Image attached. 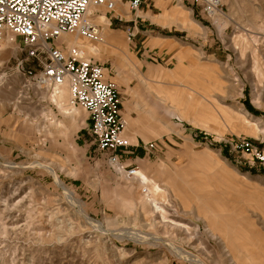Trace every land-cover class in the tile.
I'll use <instances>...</instances> for the list:
<instances>
[{"label":"rangeland","instance_id":"1","mask_svg":"<svg viewBox=\"0 0 264 264\" xmlns=\"http://www.w3.org/2000/svg\"><path fill=\"white\" fill-rule=\"evenodd\" d=\"M185 1L204 25L187 38L194 50L188 79L157 55L152 69L144 64L149 32L182 33L135 22L128 8L121 20L98 10L108 18L92 20L101 42L62 36L78 38L82 49L105 43V32L126 42L134 71L114 66L111 53L74 46L107 69L122 113L128 91L153 107L167 95L212 127L172 113L174 132L133 133L147 145L135 148L154 153L139 160L129 138L120 158L155 181L156 194L151 183L144 191L136 176L112 175L96 158L87 113L71 105L68 91L62 105L50 96L53 87L37 82L38 63L24 62L23 71L16 51L0 52V264H264V166L230 147L246 138L264 149V0H220L215 17L203 13L201 0Z\"/></svg>","mask_w":264,"mask_h":264},{"label":"built area","instance_id":"2","mask_svg":"<svg viewBox=\"0 0 264 264\" xmlns=\"http://www.w3.org/2000/svg\"><path fill=\"white\" fill-rule=\"evenodd\" d=\"M144 1L0 0V52L16 51L18 66L23 71L24 62L38 63L41 71L37 82L42 86L54 88L66 84L71 105L87 113L96 142V158L103 159L110 171L126 178L136 176L137 168H128L120 158L131 146L125 135L127 121L121 109L120 92L113 82L105 79L107 69L102 64L84 58L77 47H68L61 37L76 34L101 42L99 26L85 18L90 7L113 13L123 3L137 12ZM201 1L206 16L220 11V0ZM2 69L4 73L11 70L9 66ZM230 147L264 166V149L250 140L234 138Z\"/></svg>","mask_w":264,"mask_h":264},{"label":"crops","instance_id":"3","mask_svg":"<svg viewBox=\"0 0 264 264\" xmlns=\"http://www.w3.org/2000/svg\"><path fill=\"white\" fill-rule=\"evenodd\" d=\"M189 3L190 2L185 0H145L143 3L144 6L141 10H138L137 12L129 10V12L134 15L133 18L135 19V22L144 18L161 27L163 30L174 27L175 30L182 33L181 36L171 37L157 31L156 33L149 32L150 34L147 35L146 45L144 47V51L146 53L144 64L148 69L153 68L154 63L151 61L153 59L152 56L157 55V58H160L162 61H164L162 63L166 65L172 64V69H174L177 74L182 75L184 79H188L190 77L189 71L192 70L191 62L193 57L192 53L194 50L190 46V43H188L187 38L190 34H193L196 29L199 31H203L204 25L200 21H197L195 19L194 10L192 6L189 5ZM151 5L153 7L159 8V11L154 12L151 8ZM91 8L93 9V11L91 12V16L94 18V20L95 18H97L101 23H105L106 21H108V18L105 16V14H97L96 11L101 8ZM126 8L128 7L125 4L120 3L117 7V10L113 12L114 17L117 20H121L122 13ZM101 16L104 17L103 20L100 19ZM105 37V43L96 44L92 50H88L87 48L83 49L84 54L100 52L111 53L112 56H114L112 62L114 66H120L122 68L129 69L130 71H134L136 69L137 62L134 57L128 52L126 42H124L122 38H118L112 33L105 32ZM64 41L70 44L71 39H64ZM2 67H8V64L2 65ZM65 90L67 91V89ZM128 94H131L132 97L125 102V109L123 112L124 117L127 121L125 135L128 139L131 138L132 140V146L130 147L131 150L134 152L136 151V153H141L139 160L146 159L150 156V154L154 152L149 151V149L147 148L145 150L135 148L136 144L139 143L140 145V142L145 143V140L142 136L134 135L133 133L135 131L141 133V129H144L153 137H157L160 135L168 134L172 131L174 132V126L169 119V116L172 113H177L183 119L197 124L206 130L212 129V127L204 117L200 116L197 113H193L190 109L181 107L179 103H175L173 101L171 102L170 98L167 97V95H164V97L161 98V106L153 107L150 105H146L142 101L138 100L136 98L135 92L128 91ZM240 111V114H237L238 118H242L244 116L243 110ZM133 112L137 115L136 118L131 116ZM132 134L134 135V137ZM142 145L145 146V144L143 143ZM138 173L140 180L142 181V186L146 185L147 183H151L150 188L153 194L162 192L159 188V185L155 181H150L145 172L140 170L138 171ZM113 174L114 173H112V175Z\"/></svg>","mask_w":264,"mask_h":264},{"label":"bare ground","instance_id":"4","mask_svg":"<svg viewBox=\"0 0 264 264\" xmlns=\"http://www.w3.org/2000/svg\"><path fill=\"white\" fill-rule=\"evenodd\" d=\"M93 11V9L90 7L89 9H88V11H87V13L85 14V18L87 19V20H89V21H91V22H93L92 20L94 19L92 16H91V12ZM220 12H216L215 13V15H214V17L216 16V15H218ZM101 20H103L104 19V17L103 16H101V18H100ZM98 20V19H97ZM221 20H219V22H220ZM107 22V21H106ZM94 23V22H93ZM100 35H102L101 33H100ZM67 36V34H64L63 35V37H66ZM75 36H78V35H75ZM62 37V39L64 40V38ZM78 37H80V36H78ZM101 41H102V39H101ZM110 41V40H109ZM70 44L71 45H73V46H77V47H79V48H81L82 46H81V43L79 42V39L77 38V39H74V38H72L71 39V41H70ZM95 45V44H94ZM102 47V46H101ZM88 50H92L93 49V47H91V46H89V47H86ZM83 50V49H82ZM84 52V51H83ZM86 52H87V50H86ZM95 52V51H94ZM1 78H3V76L1 77ZM0 78V79H1ZM67 89V91H68V93H69V89H68V87H67V85L66 84H64V85H62V86H59V87H54V88H52V90H51V92H50V96L51 97H54L53 99L55 100V101H58V103L59 104H63L65 101H64V99H65V97H66V90L65 89ZM48 89H49V87H48ZM57 103V104H58ZM136 177L138 178V180L140 181V183L142 184V181L140 180V177H139V173L138 172H136ZM56 182L59 184V185H61V182L58 180V179H56ZM63 188V190L65 191V194H66V196L68 197V199H70V200H72V201H74L77 205H78V207L80 206V202L78 201V200H76V199H74V196H73V194L70 192V191H68V190H66L64 187H62ZM142 189H144V191L145 190H147V188L146 187H143ZM75 205V204H74ZM154 208L156 209V211H159L160 210V208L158 207V205L157 204H154ZM228 254H229V251H228ZM185 257V256H184ZM188 257V256H187ZM194 261V259H190V261ZM196 261V260H195ZM232 261L234 262V261H236L235 260V258L233 257L232 258Z\"/></svg>","mask_w":264,"mask_h":264}]
</instances>
